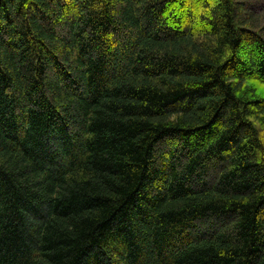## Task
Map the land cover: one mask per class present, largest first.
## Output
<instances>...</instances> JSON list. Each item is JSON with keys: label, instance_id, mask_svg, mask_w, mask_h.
I'll list each match as a JSON object with an SVG mask.
<instances>
[{"label": "trees", "instance_id": "trees-1", "mask_svg": "<svg viewBox=\"0 0 264 264\" xmlns=\"http://www.w3.org/2000/svg\"><path fill=\"white\" fill-rule=\"evenodd\" d=\"M245 2L0 0V264H264Z\"/></svg>", "mask_w": 264, "mask_h": 264}, {"label": "rangeland", "instance_id": "rangeland-1", "mask_svg": "<svg viewBox=\"0 0 264 264\" xmlns=\"http://www.w3.org/2000/svg\"><path fill=\"white\" fill-rule=\"evenodd\" d=\"M245 6L256 15L259 25H264V0H246Z\"/></svg>", "mask_w": 264, "mask_h": 264}]
</instances>
